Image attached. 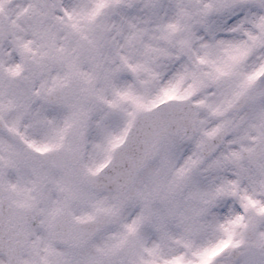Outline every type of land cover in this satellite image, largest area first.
<instances>
[{
	"label": "snow or ice",
	"instance_id": "obj_1",
	"mask_svg": "<svg viewBox=\"0 0 264 264\" xmlns=\"http://www.w3.org/2000/svg\"><path fill=\"white\" fill-rule=\"evenodd\" d=\"M0 264H264V0H0Z\"/></svg>",
	"mask_w": 264,
	"mask_h": 264
}]
</instances>
